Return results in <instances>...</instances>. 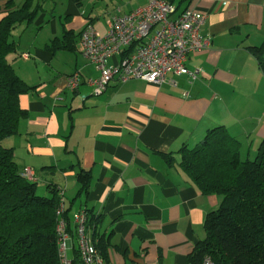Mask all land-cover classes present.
Returning <instances> with one entry per match:
<instances>
[{"label": "crops", "instance_id": "crops-1", "mask_svg": "<svg viewBox=\"0 0 264 264\" xmlns=\"http://www.w3.org/2000/svg\"><path fill=\"white\" fill-rule=\"evenodd\" d=\"M9 1L19 6L24 0H0V19ZM31 1L40 7L26 23L27 34L11 31L16 51L8 60L32 89L20 94L26 114L3 145L12 148L21 173L30 169L29 180L41 195L55 186L70 215L85 208L99 216L96 231L109 242V264H188V254L204 237L205 216L218 208L221 196L202 193L190 181L180 168L179 150L223 125L240 140L241 158L242 151L249 159L256 154L264 139V75L246 47L264 39V0H170L176 13L192 8L205 14L200 33L211 43L185 63L190 70L199 67L200 74L168 72L159 85L115 76L99 95L85 83L98 71L82 55L79 37L74 50L48 49L64 31L76 34L87 22L95 28V19L72 0L57 20L54 0ZM144 3L130 0L119 10ZM72 53L83 59H74L73 68L58 64V54L74 58ZM75 71L81 81L72 90L66 80ZM79 167L90 171L91 181L87 193L76 197Z\"/></svg>", "mask_w": 264, "mask_h": 264}, {"label": "trees", "instance_id": "trees-1", "mask_svg": "<svg viewBox=\"0 0 264 264\" xmlns=\"http://www.w3.org/2000/svg\"><path fill=\"white\" fill-rule=\"evenodd\" d=\"M72 1L81 7L86 0ZM39 7L31 0H24L19 6L9 1L6 14L0 19V264H60L55 229L59 219L64 220L73 240L76 236L73 214H69L71 207L65 206L63 191L61 195L60 189L48 185L50 195L37 194L36 183L20 172L12 148L2 143L4 138L17 133L19 120L26 114L19 105V96L32 89L8 60L16 51L11 31L19 23L31 22ZM81 30L76 34L64 31L61 38L51 41L48 49L74 50V39H80ZM246 48L264 75V39ZM132 49L133 45L122 53ZM240 145V140L219 125L208 129L196 146L179 150L180 168L190 181L202 193L221 196L218 208L205 216L204 237L188 254V263L200 264L208 256L215 264H264V139L253 159L242 160ZM167 162L172 163L170 154ZM75 177L78 197L87 193L91 174L79 167ZM61 199L63 209L58 216L56 209ZM79 210L86 215V228H92L95 248L109 264V242L96 231L99 216L85 208ZM72 252V264H80L75 245Z\"/></svg>", "mask_w": 264, "mask_h": 264}, {"label": "built area", "instance_id": "built-area-1", "mask_svg": "<svg viewBox=\"0 0 264 264\" xmlns=\"http://www.w3.org/2000/svg\"><path fill=\"white\" fill-rule=\"evenodd\" d=\"M204 19V13L192 8H184L176 13V6L170 0H145L142 6L125 13L117 9L107 19L104 33L98 32L87 22L80 34L82 55L94 65L98 75L87 78L85 83L91 86L92 94L99 95L115 76L120 81L140 78L157 85L168 72L195 78L201 69L196 67L190 70L185 63L190 53L206 49L211 43L209 36L200 33ZM131 45V51L122 53ZM116 55L118 59L109 63L108 60ZM80 81V73L75 71L68 75L66 83L73 90ZM22 175L32 179L29 168L24 169ZM60 193L62 195L61 189ZM62 209L61 199L56 209L58 216ZM72 218L76 235L74 240L66 231L63 219L56 224L60 264H72L67 249L74 245L80 264H106L95 248L90 229L85 226L84 211L74 212ZM200 264L215 263L205 256Z\"/></svg>", "mask_w": 264, "mask_h": 264}, {"label": "rangeland", "instance_id": "rangeland-1", "mask_svg": "<svg viewBox=\"0 0 264 264\" xmlns=\"http://www.w3.org/2000/svg\"><path fill=\"white\" fill-rule=\"evenodd\" d=\"M53 1V0H52ZM130 0H86L81 9H86L87 10V13L91 14V17L95 19L94 21V25H95V28L97 30L100 31V33H104V27H105V22L107 21V19L111 16V14H113L114 12L117 11V9L119 8H126V4L129 2ZM53 2H55V4L53 5V8H55V13L54 15H56V20L58 19V13L59 12V9L61 7H64L67 5V2L68 0H54ZM62 2V3H61ZM43 8L47 9L48 7V4L47 3H43ZM52 6V4H51ZM48 10V9H47ZM62 18H64V13L63 15L61 16ZM48 18H50L48 16ZM56 24L58 25L59 23L56 22ZM26 26V22L25 23H21L19 24L18 26H16L15 28V31L12 33L13 36H17V34L19 33L20 30L24 29V31H26L25 33L27 34L28 32V29L25 28ZM102 26V27H101ZM29 27H33L32 24L29 25ZM49 27V26H48ZM35 29H37V27H35ZM41 35V34H40ZM13 36H11V39L13 38ZM25 42H27V40L25 39L24 40ZM76 44L79 46V40L76 41ZM67 53H71V52H65ZM76 53H72V54H69L71 55V57H74V58H70L69 56H64V55H61V54H58V64H60V62H65V66L67 68H71L73 66V63H74V59H77V61H81L83 58L81 57V54L77 53L76 55L77 56H74ZM63 65V64H62ZM60 69H64L66 70V68L62 67L60 65L59 67ZM73 68V67H72ZM242 160H245L246 158H248L247 154L245 151H242ZM252 157H250V159H252L255 155L252 154L251 155ZM37 194L40 195V190L38 189L36 191ZM67 254H68V257H73V252H72V248H68L67 249ZM77 264H79L77 262Z\"/></svg>", "mask_w": 264, "mask_h": 264}]
</instances>
